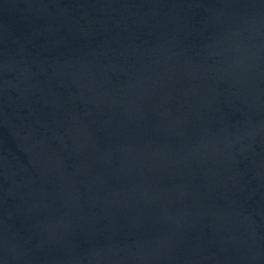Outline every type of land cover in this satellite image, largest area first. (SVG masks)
Listing matches in <instances>:
<instances>
[{"label": "water", "instance_id": "1", "mask_svg": "<svg viewBox=\"0 0 264 264\" xmlns=\"http://www.w3.org/2000/svg\"><path fill=\"white\" fill-rule=\"evenodd\" d=\"M0 264H264V0H0Z\"/></svg>", "mask_w": 264, "mask_h": 264}]
</instances>
